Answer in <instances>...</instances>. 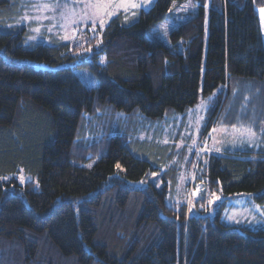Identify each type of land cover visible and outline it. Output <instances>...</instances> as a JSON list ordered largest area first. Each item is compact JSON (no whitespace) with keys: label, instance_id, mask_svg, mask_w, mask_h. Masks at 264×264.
Returning <instances> with one entry per match:
<instances>
[{"label":"trees","instance_id":"trees-1","mask_svg":"<svg viewBox=\"0 0 264 264\" xmlns=\"http://www.w3.org/2000/svg\"><path fill=\"white\" fill-rule=\"evenodd\" d=\"M13 1L0 0V264H264V228L222 218L240 194L264 203V146L206 153L205 193L190 203L169 201L166 186H134L156 166L120 132L85 147L98 110L157 120L201 91L263 96L264 0H194L198 12L170 32L171 46L152 30L187 0H156L134 23L112 19L91 54L81 44L27 46L26 27L5 18Z\"/></svg>","mask_w":264,"mask_h":264},{"label":"rangeland","instance_id":"rangeland-1","mask_svg":"<svg viewBox=\"0 0 264 264\" xmlns=\"http://www.w3.org/2000/svg\"><path fill=\"white\" fill-rule=\"evenodd\" d=\"M155 1L110 0L109 3V0H15L6 8L5 18L9 19L10 27H26L27 46L40 43L81 44L91 54L101 44L97 39L92 42V37L102 35L112 19L123 13L127 24L134 23L141 10L149 9ZM97 3H109V7L99 10L93 8L92 5ZM132 4L137 6L132 7ZM262 10L264 6L259 9L264 35ZM197 12L198 4L194 0L174 1L167 18L158 22L152 33L171 46L170 32ZM208 26L209 17L207 29ZM102 56L106 58L104 54ZM75 72L87 86L99 85L97 75L90 69L77 68ZM228 92L227 88L222 92L217 89L208 95L201 91L198 102L185 111H171L157 120H149L143 115L132 117L98 110L96 116H88L85 141L90 144L85 147L93 144L98 146L104 137L120 132L127 142L132 140L131 150L136 156L145 157L156 166L143 179L134 181V186L144 188L151 182L160 189L166 186L169 201H172L174 193L176 200L190 203L205 193L204 184L198 180V170L206 153L264 146V95L254 98L249 93L240 95L241 92L236 91L229 97L230 94H226ZM218 95L222 97L220 102L217 100ZM210 120L212 124L206 133ZM138 142L146 144L145 153L140 150ZM83 148H79L80 152ZM82 154L88 155L86 151ZM96 162L93 160L83 164L89 167ZM23 170L17 173L22 181L32 180L33 176ZM222 201V196L217 194L209 203L211 213L214 214L215 207ZM227 203L222 215L225 223L251 229L264 228V203L258 202L252 194H240Z\"/></svg>","mask_w":264,"mask_h":264},{"label":"snow or ice","instance_id":"snow-or-ice-1","mask_svg":"<svg viewBox=\"0 0 264 264\" xmlns=\"http://www.w3.org/2000/svg\"><path fill=\"white\" fill-rule=\"evenodd\" d=\"M109 3H110V0H109ZM109 3H97V4L92 5V7L95 8V9H98V10L99 9H107L109 7ZM118 6L119 5H117V7ZM131 6L132 7H136L137 5L132 4ZM262 11H264V10H262ZM100 23H101V25H103V23H104L103 19L100 20ZM93 24H95V20H93ZM89 167H91V165H89Z\"/></svg>","mask_w":264,"mask_h":264}]
</instances>
